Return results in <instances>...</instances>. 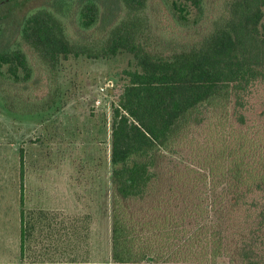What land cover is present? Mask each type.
<instances>
[{"label":"trees","instance_id":"obj_1","mask_svg":"<svg viewBox=\"0 0 264 264\" xmlns=\"http://www.w3.org/2000/svg\"><path fill=\"white\" fill-rule=\"evenodd\" d=\"M27 2L0 0L8 109L57 105L72 57L135 59L114 88L113 263L264 264V0H173L176 37L156 0Z\"/></svg>","mask_w":264,"mask_h":264},{"label":"rangeland","instance_id":"obj_2","mask_svg":"<svg viewBox=\"0 0 264 264\" xmlns=\"http://www.w3.org/2000/svg\"><path fill=\"white\" fill-rule=\"evenodd\" d=\"M45 1L28 0L19 13L23 15L25 10ZM172 3L173 0L167 4L156 0L155 7L168 22L170 35L176 37L180 26L174 18ZM190 9L192 20L196 10L192 5ZM134 64V57L127 52L107 58L65 60L59 73L61 98L57 105L43 112L24 114L10 110L0 95V211L4 214L0 227V262L15 257L10 215L12 210L20 208L16 198H20L26 182L29 193L24 191V195L32 194L35 205L41 203L43 207L53 208L65 203L68 209L82 210V243L77 242L75 250H67L68 260L76 255L82 264H114L111 241L114 88L122 70ZM101 86L106 90L102 91ZM35 170L38 174L27 176L24 181V172ZM49 172L51 177L45 178ZM58 176L68 177L67 185L72 187L66 201L56 200L58 197L47 193L56 186ZM40 194L44 195L38 202ZM219 264L228 263L221 259Z\"/></svg>","mask_w":264,"mask_h":264},{"label":"crops","instance_id":"obj_3","mask_svg":"<svg viewBox=\"0 0 264 264\" xmlns=\"http://www.w3.org/2000/svg\"><path fill=\"white\" fill-rule=\"evenodd\" d=\"M27 168L25 165V170ZM41 168H45V166ZM62 168L64 169V166ZM40 171L39 173L42 175L43 172ZM37 174L36 170L31 173L25 171L23 174L24 181L27 180V176L33 177ZM47 176L51 177L50 172L45 173L44 177ZM58 179L56 186L46 192L48 196L58 197L56 200L61 198V200L66 201L68 191L72 187L67 185L68 177L58 176ZM28 185L29 183H23L20 198H16L20 208L15 211L12 210L10 215L12 219L10 221L12 224V242L15 244L14 250L16 251H14L15 257L7 262H0V264H82L81 259H77L76 255L70 260L67 258V250H75L77 242L79 245L82 243V210L76 207L68 209L65 203L62 207L53 208L43 207L41 203L35 205L32 202V194L30 197L28 194L24 195ZM40 188L38 187V189ZM27 192L29 193V191ZM43 195L40 194L37 197L38 202L42 201ZM2 216L4 214L0 211V227L2 226ZM1 231L0 229V240Z\"/></svg>","mask_w":264,"mask_h":264},{"label":"built area","instance_id":"obj_4","mask_svg":"<svg viewBox=\"0 0 264 264\" xmlns=\"http://www.w3.org/2000/svg\"><path fill=\"white\" fill-rule=\"evenodd\" d=\"M101 90H102V91H105V90H106L105 86H101ZM98 102L100 103V102H101V99H99Z\"/></svg>","mask_w":264,"mask_h":264}]
</instances>
